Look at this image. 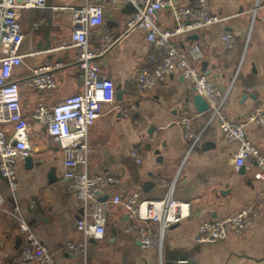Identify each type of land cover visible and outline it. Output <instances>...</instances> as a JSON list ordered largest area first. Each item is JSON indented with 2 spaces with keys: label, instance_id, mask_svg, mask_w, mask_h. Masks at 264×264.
Instances as JSON below:
<instances>
[{
  "label": "crops",
  "instance_id": "crops-1",
  "mask_svg": "<svg viewBox=\"0 0 264 264\" xmlns=\"http://www.w3.org/2000/svg\"><path fill=\"white\" fill-rule=\"evenodd\" d=\"M97 1L47 0L46 9L27 10L23 14L21 26L25 39L20 49L23 64L15 69L13 78L21 89L22 112L31 125L29 143L33 164L27 168L25 160L18 161V189L14 193L0 176V192L5 199L0 210V264H11L24 244L18 221L8 214L15 207L50 250L54 264L159 262V249H143L137 237L125 231L128 215L122 205L109 210L105 237L89 243L86 257H70L65 253L68 242L80 239L75 223L83 214L82 204L66 191L63 150L48 135L46 127L31 118L40 101L54 105L82 93L78 50L71 45L70 8ZM180 1L184 5L193 2ZM131 8L107 5L103 26L90 35V48L94 51L101 49L99 30L113 40L98 58L100 74L111 82L115 91L124 93L123 102L115 100L114 105L105 106L90 129L89 172L108 171L118 181L103 190L102 198L109 200L119 195L124 199L137 192L141 200L158 201L174 185L175 199L190 203L191 213L186 220L166 229L163 250L187 253L188 259L198 264H264V179L253 162L251 169L244 172L234 167L239 145L224 138L217 122L208 124L209 110L202 114L196 111L191 101L195 95L193 87L180 72L142 97H136L134 82L158 53L143 31L129 30L128 21L134 14ZM211 12L222 22L190 35L193 40L187 36L174 42L180 50L195 44L201 47L205 71L222 92L228 93L225 116L240 121L256 108L264 110V0H211ZM157 26L162 31L175 26L168 9L157 14ZM224 33L234 35V49L225 47ZM41 67L48 68L46 73L56 82L55 89L40 91L27 85ZM131 103H136L135 113L130 118L123 117L121 108ZM182 110L196 116L194 133L199 139L194 147V141L184 137ZM4 129L11 138L12 126ZM246 133L249 141L264 153V128L248 124ZM51 173L55 178L52 182ZM32 202L40 216L32 209ZM245 208L257 209L258 216L242 236L231 233L213 243L195 241L202 224L234 216ZM152 227L159 230V224L153 223Z\"/></svg>",
  "mask_w": 264,
  "mask_h": 264
},
{
  "label": "built area",
  "instance_id": "built-area-1",
  "mask_svg": "<svg viewBox=\"0 0 264 264\" xmlns=\"http://www.w3.org/2000/svg\"><path fill=\"white\" fill-rule=\"evenodd\" d=\"M107 5H131L134 14L128 21L129 30L143 31L147 42L158 53L151 57V66L141 71L134 82L136 97H142L169 76L180 72L191 83L195 94L207 102L211 115L208 124L217 122L224 138L239 145L234 155V167L238 171L242 167L250 170L253 162L261 179H264V153L249 141L246 126L256 124L264 128V110L256 108L240 121L227 119L224 106L228 93L222 92L200 68L204 60L201 47L195 44L187 50H180L174 42L178 37L197 34L222 22L219 16L212 14L211 0H193L190 5L182 4L180 0H98L84 7L70 8L71 45L78 50L77 65L83 91L54 105L40 101L31 113L32 120L45 126L48 135L63 150L66 191L82 204L83 214L75 223V231L80 239L68 242L65 253L70 257H86L90 241H101L105 237L109 210L122 205L128 215L124 224L125 231L134 234L143 249L156 248L161 254L166 229L189 218L191 204L175 199L174 185H170L167 196L158 201L141 200L140 194L134 192L124 199L113 195L102 202L103 190L118 181L108 171L103 174L89 172L92 153L89 145L90 129L103 108L114 105L116 100V91L111 82L101 76L98 62L113 40L105 31L99 30L101 49L94 51L90 48L91 32L103 26ZM46 8L47 0H0V176L13 193L18 189L17 163L31 155V125L22 112L21 89L13 78L15 69L23 64L24 57L20 53L25 39L21 20L27 10ZM165 9L170 11L175 26L171 30L162 31L157 26V14ZM222 41L228 50L234 49L236 39L233 34L224 33ZM47 70V67L37 69L27 85L40 91L55 89L56 82L46 73ZM136 109V103H131L122 107L120 113L130 118ZM180 119L184 137L193 140L194 147L199 139L194 133L196 116L188 110H182ZM7 125L13 128L11 138L4 129ZM133 156L136 157V154L133 153ZM137 161L140 162L139 159ZM4 204L5 199L0 192V210H3ZM31 207L40 216L34 202ZM18 213V207L8 212L18 221L24 244L11 264H54L50 250ZM257 216V209L245 208L234 216L206 222L200 226L195 241L201 244L213 243L231 233L240 237L250 229ZM153 223L159 224L158 231L153 229Z\"/></svg>",
  "mask_w": 264,
  "mask_h": 264
},
{
  "label": "water",
  "instance_id": "water-1",
  "mask_svg": "<svg viewBox=\"0 0 264 264\" xmlns=\"http://www.w3.org/2000/svg\"><path fill=\"white\" fill-rule=\"evenodd\" d=\"M131 31V30H130ZM128 31V32H130ZM193 36V35H192ZM190 36L189 39L193 40L194 37ZM205 67H206V63L203 62L202 63V71L205 72L207 75H209L208 72L205 71ZM193 93L195 94V90L193 89ZM115 97H116V101L118 102H123V98H124V93L122 91H116L115 93ZM193 105L196 108V111L199 114L205 113L209 110V106L207 104V102L199 95H194V97L191 99ZM25 164L27 168H30V166H32L33 161L32 159L29 157H27L25 159ZM245 168L242 167L240 169L241 172H244ZM50 181L52 182V180H55L54 178V174H50L49 175ZM54 178V179H53ZM107 200V198H101L100 201L105 202ZM95 240H91L90 242H93ZM158 264H198L194 261H190L187 257V253H181L178 251H165L162 249L161 254L158 256Z\"/></svg>",
  "mask_w": 264,
  "mask_h": 264
},
{
  "label": "trees",
  "instance_id": "trees-1",
  "mask_svg": "<svg viewBox=\"0 0 264 264\" xmlns=\"http://www.w3.org/2000/svg\"><path fill=\"white\" fill-rule=\"evenodd\" d=\"M126 7H132L131 5H127ZM131 9H133V7L131 8ZM134 10V9H133Z\"/></svg>",
  "mask_w": 264,
  "mask_h": 264
}]
</instances>
